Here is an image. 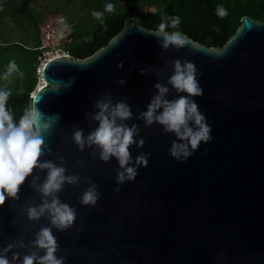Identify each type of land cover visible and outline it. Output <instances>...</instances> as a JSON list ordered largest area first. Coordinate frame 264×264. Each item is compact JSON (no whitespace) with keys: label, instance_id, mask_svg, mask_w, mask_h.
I'll return each mask as SVG.
<instances>
[{"label":"water","instance_id":"95a60500","mask_svg":"<svg viewBox=\"0 0 264 264\" xmlns=\"http://www.w3.org/2000/svg\"><path fill=\"white\" fill-rule=\"evenodd\" d=\"M154 31L131 16L92 55L43 63V84L32 99L38 96L36 106L45 114L60 116L45 137L51 155L44 159L62 156L69 173L90 178L101 193L95 205L83 206L78 198L87 185H66L59 194L76 206L77 216L71 227L54 230L57 254L65 264H264V21L242 16L219 48L185 35L186 46L163 50ZM175 59L197 68L203 95L195 100L212 126V140L178 162L168 153L173 135L155 123L129 121L144 140L132 155L147 153L148 162L133 181L118 185L116 161L79 151L72 126L85 134L94 128L85 114L105 93L125 99L134 115L145 110L153 84L167 79ZM18 195L0 203V246L30 239L33 223L23 209L39 196L27 180Z\"/></svg>","mask_w":264,"mask_h":264},{"label":"clouds","instance_id":"9594fccd","mask_svg":"<svg viewBox=\"0 0 264 264\" xmlns=\"http://www.w3.org/2000/svg\"><path fill=\"white\" fill-rule=\"evenodd\" d=\"M114 11L115 5L108 2L103 11L92 10L91 16L103 24L105 12ZM215 14L224 18L228 11L218 4ZM59 23L62 26L59 35H63L64 29L70 30L71 26L63 19ZM180 24L178 15L162 17L152 33L158 38L161 49H179L189 43L179 30ZM117 67L122 68L123 63H118ZM140 73L145 74V69H141ZM13 74L23 76L16 62L10 60L0 73V80L10 81ZM198 76L197 68L191 61L173 60L171 74L165 81L158 80L153 84L155 92L149 97L146 109L135 115L125 99L116 100L109 93L103 94L95 101L94 111L85 114V119L93 122L95 127L85 134L83 128L73 125L72 141L79 151L87 148L93 159L103 162L114 159L118 165L115 176L118 185L133 181L138 169L148 162L147 153L132 155L131 149L142 148L144 140L140 136L139 125L135 122L129 125V121H141L145 127L154 123L160 125L164 133L175 137L169 147V155L178 162L186 161L201 143L207 144L212 140V126L195 100L203 95ZM117 83L123 85L125 80L119 78ZM10 95V88L0 86V203L5 195L18 200L26 180L39 200L23 209L26 218L33 223L30 239L25 242L21 237L0 246V264H65V258L57 254L59 246L54 230L63 231L71 227L77 209L75 205L63 201L59 194L66 185L79 187L83 183L87 187L78 198V203L83 206L95 205L101 193L90 178L82 179L79 174L69 173L62 156L44 159L51 155L45 137L59 121V114L47 115L39 110L36 106L38 96H34L32 103L16 119L8 106ZM204 154H207V149H204ZM42 220L46 223H41ZM16 249L27 251L21 254Z\"/></svg>","mask_w":264,"mask_h":264},{"label":"trees","instance_id":"16d2710c","mask_svg":"<svg viewBox=\"0 0 264 264\" xmlns=\"http://www.w3.org/2000/svg\"><path fill=\"white\" fill-rule=\"evenodd\" d=\"M71 7H56L59 13L67 12L65 22L71 32L63 49L75 58H86L118 34L125 20L137 18L142 27L156 30L164 16H180L179 30L194 41L207 47L219 48L235 33L240 18L248 15L264 21V0H68ZM55 0H0V73L14 60L23 76L13 74L10 81L0 80V86L11 89L8 106L18 119L31 104L32 92L37 84L35 67L42 51L40 21L37 14L42 6L52 10ZM111 2L115 11L105 12L101 24L91 16L92 10L103 11ZM218 4L228 15L215 14ZM68 8V9H67ZM78 13H83L79 15ZM69 20V22H68ZM74 22H73V21ZM171 31V29H169ZM11 37H14L12 40Z\"/></svg>","mask_w":264,"mask_h":264},{"label":"built area","instance_id":"2783aa9c","mask_svg":"<svg viewBox=\"0 0 264 264\" xmlns=\"http://www.w3.org/2000/svg\"><path fill=\"white\" fill-rule=\"evenodd\" d=\"M49 16L50 17L47 16L48 18L46 17L47 22L40 26L41 45L38 48L42 51V53L39 62L35 67V75L38 79V83L43 81L41 74L43 63H45V61L55 56L69 55L64 51L63 44L69 36L71 30L64 29L63 35H59L62 27L59 21L61 19L65 21V15L62 13L53 12Z\"/></svg>","mask_w":264,"mask_h":264},{"label":"rangeland","instance_id":"374dc122","mask_svg":"<svg viewBox=\"0 0 264 264\" xmlns=\"http://www.w3.org/2000/svg\"><path fill=\"white\" fill-rule=\"evenodd\" d=\"M72 5L70 4V2L68 0H55V2L53 3V6H52V10H47L46 6H42V9L39 10V13L37 14V19L40 21L41 25H44V23L47 22V18L50 17L49 15L53 12H57L59 13L58 11H54L56 9V7H58L60 10L61 8H66V7H71ZM67 8V9H68ZM64 14L68 17V19H72L70 17V15L67 13V12H64ZM79 15H83V13H78V17L79 18ZM48 16V17H47ZM47 17V18H46ZM73 21V20H72ZM69 22V20H68ZM74 22V21H73ZM11 39L13 40L14 37H11ZM36 76V75H35ZM38 81V79H37ZM38 84V83H37ZM36 84V85H37ZM33 93V92H32Z\"/></svg>","mask_w":264,"mask_h":264},{"label":"bare ground","instance_id":"6f19581e","mask_svg":"<svg viewBox=\"0 0 264 264\" xmlns=\"http://www.w3.org/2000/svg\"><path fill=\"white\" fill-rule=\"evenodd\" d=\"M42 84H43V82H40V83L37 85V88L40 87Z\"/></svg>","mask_w":264,"mask_h":264}]
</instances>
